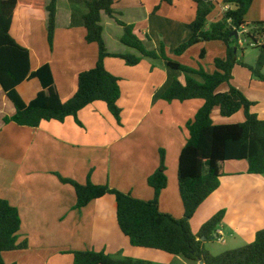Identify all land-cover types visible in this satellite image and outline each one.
Returning <instances> with one entry per match:
<instances>
[{
  "label": "crops",
  "instance_id": "crops-1",
  "mask_svg": "<svg viewBox=\"0 0 264 264\" xmlns=\"http://www.w3.org/2000/svg\"><path fill=\"white\" fill-rule=\"evenodd\" d=\"M50 1L45 0L46 4ZM88 1H58L53 49L48 43L46 18L29 21L27 26L17 18L12 29L14 37L30 51L32 71L50 65L62 99L73 92L76 74L93 69L98 61L97 45L86 42V29L79 24ZM210 1L216 4V9L208 19L211 23L207 28L220 21L227 9H232L223 0ZM114 2L116 19L134 26L142 40L147 36L151 38V42L144 41L146 46L159 52L165 45L170 59L184 63L188 53L180 58L175 51L191 38L187 26L197 14V5L192 0H175L172 6L163 4L156 14L154 9L160 5V0ZM73 6L79 13L75 27L72 26ZM116 19L103 14V36L111 54H126L131 51L121 44L123 28ZM246 21L249 24L264 22V0H254ZM247 31L245 28L241 32ZM111 40L120 43V50H111ZM213 43L205 44L206 48L216 51L214 64L215 59L226 56V47L221 42ZM105 66L121 79L118 105L122 109V125L117 123L103 102L86 107L79 112L77 119L69 117L63 123L44 122L36 129L5 123L4 119L13 117L16 109L0 85V198L19 210L21 230L18 243H28L25 250L4 253L6 264H74L71 253L87 250L152 264L183 262L167 253L133 247L119 229L117 202L112 195L95 200L82 210H75L77 197L74 188L62 184L55 175L86 184L91 174L90 180L95 185H109L139 200L151 201L154 190L147 181L158 170L160 151L164 150L168 185L161 193L159 208L176 219L184 217L178 162L188 139L187 123L194 119L203 101L168 103L162 99L174 79L185 82L182 73L169 68L162 59H145L138 66L129 67L121 59L107 58ZM210 69L209 72H213L212 67ZM232 84L256 103L252 111L264 120V82L252 78L247 69L236 66ZM18 90L23 99L30 102L41 90V85L32 80ZM228 90V85L219 88L221 93ZM212 118L216 125L245 121L242 111L231 117H222L217 109ZM225 173L219 189L200 206L191 220L192 230L197 233L214 215L225 210L218 232L226 237L225 225L237 235L232 243L237 244L240 238L246 244L253 243L264 225V176L250 175L246 161L227 162ZM223 242L226 244L225 239Z\"/></svg>",
  "mask_w": 264,
  "mask_h": 264
},
{
  "label": "trees",
  "instance_id": "trees-1",
  "mask_svg": "<svg viewBox=\"0 0 264 264\" xmlns=\"http://www.w3.org/2000/svg\"><path fill=\"white\" fill-rule=\"evenodd\" d=\"M58 1L51 0H0V85L16 113L6 117L5 123H15L21 127L39 128L44 122L63 123L69 117L77 119L80 111L96 103L103 102L119 125H122V109L118 102L121 98V79L111 74L105 66L107 58L123 60L127 66L135 67L144 59L158 58L167 62L169 68L185 74V82L174 79L169 89L162 95L168 103H181L202 100L193 120L187 123L188 139L181 151L178 162V184L184 207V217L176 219L161 212L159 199L167 188V166L165 151H160L158 170L148 178V186L154 190L151 201L139 200L109 185H95L88 176L86 184L55 174L62 184L74 188L77 203L75 210H82L91 202L112 195L117 202V223L121 232L130 240L133 247L156 250L187 261L203 264H264V229L256 234L255 241L244 247L227 251L221 255H212L205 246L209 241L217 240V233L223 224L226 211L222 210L208 220L198 235L191 229V220L200 206L214 193L226 175L225 165L231 161H246L250 175L264 176V120L252 111L256 106L243 92L232 84L233 71L241 66L252 76L264 82V22L249 24L246 15L254 0H223L232 9L224 13L223 18L207 28L208 19L216 9L210 0H192L197 5L195 20L187 27L191 38L178 47L177 56L183 55L200 43L221 42L226 47V56L214 60V71L193 70L171 60L162 45L160 53L149 50L146 41L136 33L134 26L116 19L114 0H90L86 2V12L80 15V25L86 29V42L98 47V61L93 69L76 74L74 90L69 97L59 95L49 64L37 71L31 69L30 51L12 34L17 18L26 26L32 20H47L48 43L53 49L57 26ZM175 0H160L154 9L158 13L161 5L172 6ZM115 18L123 28L121 44L133 53L111 54L103 36L102 16ZM76 12L73 11L72 26L77 25ZM249 28L245 37L259 56L254 66L238 58L235 49L240 48L239 39L234 32ZM205 51H202V57ZM193 76H198V81ZM36 80L41 85L34 99L27 102L19 93V87L26 82ZM228 85L229 90L219 92V88ZM222 117H231L243 112L245 121L238 124L216 125L212 115L215 110ZM80 124V122L78 121ZM21 230L19 210L7 200L0 198V264H6L3 254L25 250L28 243H18ZM205 238V241H201ZM74 264H152L132 258H115L105 252L94 250L76 251Z\"/></svg>",
  "mask_w": 264,
  "mask_h": 264
},
{
  "label": "rangeland",
  "instance_id": "rangeland-1",
  "mask_svg": "<svg viewBox=\"0 0 264 264\" xmlns=\"http://www.w3.org/2000/svg\"><path fill=\"white\" fill-rule=\"evenodd\" d=\"M72 10L74 12H76V15H78V11L76 10V8L73 6ZM120 21H122L123 19H119ZM208 23H211L210 21H208ZM248 31H249V28H247ZM107 34H109V30L107 31ZM114 34V33H113ZM144 41H146L145 38H143ZM110 44H111V50H120L119 47H120V43H116L111 40L109 41ZM242 43V45H239L240 48H238V58H240V60H245L246 62H249V64H252L253 66L255 65L256 63V60L258 59V56H259V50L258 49H254L251 45H250V41H248L245 37V33H242L240 32V38H239V44ZM211 45L214 44L213 42L210 43ZM182 45V44H181ZM180 45V46H181ZM165 46V45H164ZM179 46V47H180ZM197 46H200V47H193L191 48V52H185L183 55L181 56H177V57H184L185 54L186 57L184 59V63H182L181 61H179L178 59H174L181 62L182 65L190 68V69H193V70H200V69H204L206 71L209 72L210 67H212V70L214 71V64H213V59L216 58V51L214 48H206V44L205 43H200L199 45ZM205 47V48H204ZM147 48L149 50H155L153 47L151 46H147ZM161 49V47H160ZM205 51V56L202 57V51ZM157 52V51H156ZM129 53V52H127ZM130 53H133V52H130ZM158 54L160 53V50L159 52H157ZM244 54L246 55V58H244ZM145 60V59H144ZM149 60H152V59H149ZM157 60H161L160 58L156 59ZM172 60V59H171ZM176 62V61H175ZM158 63V62H157ZM180 63V64H181ZM159 64V63H158ZM180 72V71H179ZM182 73L181 76H183L185 78V74L183 72H180ZM264 73V71H263ZM194 78H196L198 81H201V78L198 77V76H193ZM252 78H254L252 76ZM255 79V78H254ZM257 80V79H255ZM253 193H250V197L253 198L254 195H252ZM263 220H264V210H263ZM202 228V227H201ZM191 229H193L191 227ZM264 229V225L262 226V228L260 230H263ZM201 229H199V231L197 233H193L195 235H198L199 232H200ZM224 231L226 233V237H224V239L226 240V244L222 241H218V240H214V241H209L206 243V249L214 256H218V255H221L229 250H231L233 247L237 246V247H240V246H246L248 244H246V241L244 239H241L239 240V242L236 244V243H232V240L234 238H237V235L234 233V231L232 229H230L228 226H225L224 225ZM236 235V236H235ZM256 238V237H255ZM255 238H254V241H255ZM224 241V240H223ZM253 241V242H254ZM251 244V243H250ZM241 248V247H240ZM164 253V252H163ZM167 255V254H166ZM169 255V254H168ZM171 257L174 258V256L171 255ZM176 257V256H175ZM177 259H182L181 261L183 262H180L178 260H176L175 262H173L172 264H184V262L188 263L187 260H185L183 257H177Z\"/></svg>",
  "mask_w": 264,
  "mask_h": 264
},
{
  "label": "built area",
  "instance_id": "built-area-1",
  "mask_svg": "<svg viewBox=\"0 0 264 264\" xmlns=\"http://www.w3.org/2000/svg\"><path fill=\"white\" fill-rule=\"evenodd\" d=\"M227 10H229V9H227ZM226 10V11H227ZM242 43H240V45H241ZM217 240L218 241H222L223 242V240H224V235H223V233L220 231V232H218L217 233Z\"/></svg>",
  "mask_w": 264,
  "mask_h": 264
},
{
  "label": "water",
  "instance_id": "water-1",
  "mask_svg": "<svg viewBox=\"0 0 264 264\" xmlns=\"http://www.w3.org/2000/svg\"><path fill=\"white\" fill-rule=\"evenodd\" d=\"M234 37L239 39V32L238 31H235L234 32ZM235 52L237 53V49H235ZM201 241H205V238H201ZM200 264H203L202 262H200Z\"/></svg>",
  "mask_w": 264,
  "mask_h": 264
}]
</instances>
